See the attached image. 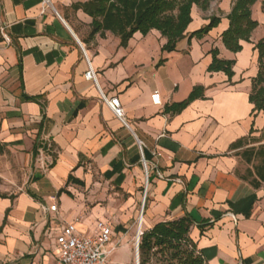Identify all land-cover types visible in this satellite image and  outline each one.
Returning <instances> with one entry per match:
<instances>
[{
	"label": "crops",
	"instance_id": "obj_1",
	"mask_svg": "<svg viewBox=\"0 0 264 264\" xmlns=\"http://www.w3.org/2000/svg\"><path fill=\"white\" fill-rule=\"evenodd\" d=\"M44 1L0 0V152L29 169L19 192L6 194L0 185V264H59L63 228L76 223L91 237L98 221L111 226L109 248L122 242L110 264H129L132 219H143V234L186 216L207 264H264V183L254 188L242 180L230 149L252 128L253 136L264 129V113L252 126L249 103L264 0L252 7L259 27L238 54L221 40L235 0H217L207 12L194 6L187 37L170 54L155 30L135 34L127 47L109 32L91 38L92 19L72 8L89 0ZM213 16H221L220 25L192 37ZM215 48L220 59L236 61L231 81L207 71ZM84 50L97 85L85 80ZM197 86L206 89L204 100L164 114ZM156 91L160 106L152 103ZM102 94L119 98L126 125ZM123 250L125 263L116 258ZM133 257L138 264L139 249Z\"/></svg>",
	"mask_w": 264,
	"mask_h": 264
},
{
	"label": "trees",
	"instance_id": "obj_2",
	"mask_svg": "<svg viewBox=\"0 0 264 264\" xmlns=\"http://www.w3.org/2000/svg\"><path fill=\"white\" fill-rule=\"evenodd\" d=\"M217 0H89L72 6L75 11L82 10L92 19L91 38L96 35L105 36L111 33L120 39V46L127 47L135 34L146 37L152 31H158L166 38L163 53H173L177 44L187 37V30L192 23V9L194 6L207 12L213 2ZM260 0H235L232 11L228 15L229 28L221 35V40L229 52L238 54L243 51L242 43H250L252 34L259 27V23L252 18V7ZM264 13V1L262 2ZM222 21L221 16H213L207 26L192 34V37L203 39ZM257 53V75L252 79V89L249 103L252 105L254 121L259 114L264 113V38L254 46ZM211 64L207 71L210 74L223 73L231 81L235 75L236 61L220 59L219 50L210 51ZM166 60H160L159 66ZM206 89L195 87L188 98L180 103L166 106L164 114L177 115L197 100L205 99ZM264 129L262 130V132ZM252 128L250 136L231 146V150H240L253 138ZM1 150V146H0ZM254 150L245 152L247 163L252 162ZM261 163L248 171L242 180L249 182L254 188L264 183V149L257 152ZM69 183L83 185L73 177ZM193 221L189 217H182L169 222L156 224L151 230L144 231L139 244L140 264H150L158 259L161 264H207L203 254L198 250L190 238Z\"/></svg>",
	"mask_w": 264,
	"mask_h": 264
},
{
	"label": "built area",
	"instance_id": "obj_3",
	"mask_svg": "<svg viewBox=\"0 0 264 264\" xmlns=\"http://www.w3.org/2000/svg\"><path fill=\"white\" fill-rule=\"evenodd\" d=\"M46 5L49 4L45 0ZM84 56L88 64V70L85 73V80L93 82L95 85L98 83L97 73L91 66L88 56L85 52ZM152 103L160 106L161 95L159 92H154L151 96ZM103 103L110 109L113 115L124 125L125 123V110L118 97L107 98L102 94ZM139 150L142 155V166L148 177V165L143 154V143L138 142ZM147 196V185L144 192L145 201ZM142 236V233H141ZM111 243V226L108 222L98 221L96 225V234L91 237L82 236L76 229V223L66 225L62 231V238L60 241V258L59 264H109V259L116 247L109 248ZM140 236L136 240V249L139 248ZM139 264V263H138Z\"/></svg>",
	"mask_w": 264,
	"mask_h": 264
},
{
	"label": "rangeland",
	"instance_id": "obj_4",
	"mask_svg": "<svg viewBox=\"0 0 264 264\" xmlns=\"http://www.w3.org/2000/svg\"><path fill=\"white\" fill-rule=\"evenodd\" d=\"M264 35V29L261 28L259 32L257 33V36ZM264 38V37H263ZM264 149V131L261 132L258 136H254L253 138H250V140L247 142L246 146H244L242 149L237 150L234 155L239 160V168L237 170L238 176L241 178L243 176L248 175V171L254 172V168L258 166L261 163V159L259 155H257V152L259 150ZM254 150V155L252 157V162L249 164L247 163V158L245 152ZM29 177V169L26 167H20L16 165L15 161L12 158V155L10 153L6 152H0V185L5 188L4 192L11 193V192H19L20 190L24 189L26 186V182ZM145 192V191H144ZM1 194V193H0ZM109 221L115 225L114 218H107ZM138 228V222L135 221V219H132V230H133V237L129 240L128 245L131 247V253H132V261L129 264H136V261L134 260V253L136 249V238L137 233L136 229ZM122 242H118L116 244V250L117 252L121 248ZM119 258L123 263L127 262L129 260L128 250L120 251L116 258ZM109 259V264H110ZM139 264H140V255H139ZM150 264H161L158 259L152 260Z\"/></svg>",
	"mask_w": 264,
	"mask_h": 264
},
{
	"label": "bare ground",
	"instance_id": "obj_5",
	"mask_svg": "<svg viewBox=\"0 0 264 264\" xmlns=\"http://www.w3.org/2000/svg\"><path fill=\"white\" fill-rule=\"evenodd\" d=\"M143 220V219H142ZM141 220V221H142ZM141 221L139 220V223H138V228H137V238H138V236H140V238H141V233H142V223H141ZM137 238H136V240H137Z\"/></svg>",
	"mask_w": 264,
	"mask_h": 264
},
{
	"label": "water",
	"instance_id": "obj_6",
	"mask_svg": "<svg viewBox=\"0 0 264 264\" xmlns=\"http://www.w3.org/2000/svg\"><path fill=\"white\" fill-rule=\"evenodd\" d=\"M138 249H139V248H138ZM138 249H137V250H138Z\"/></svg>",
	"mask_w": 264,
	"mask_h": 264
}]
</instances>
